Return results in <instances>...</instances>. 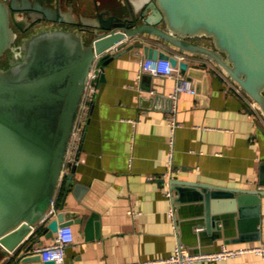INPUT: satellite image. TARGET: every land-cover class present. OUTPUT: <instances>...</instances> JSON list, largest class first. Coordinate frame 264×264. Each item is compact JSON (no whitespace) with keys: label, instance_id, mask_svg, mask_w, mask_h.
Segmentation results:
<instances>
[{"label":"crops","instance_id":"1","mask_svg":"<svg viewBox=\"0 0 264 264\" xmlns=\"http://www.w3.org/2000/svg\"><path fill=\"white\" fill-rule=\"evenodd\" d=\"M149 1L61 0L60 8L74 21L90 20L97 12L104 18L132 12L148 17L153 15ZM51 5L56 7L57 1ZM138 41L182 53V60L202 71L200 80L203 83V77L206 78V90L202 86L196 92L193 87V92L179 94L176 104L179 124L172 132L167 123L170 102L163 95L173 92L174 78L151 75V81L143 82L140 65L144 57L137 47L104 65L105 80L95 87L93 98L79 120L76 161L63 169L55 197L57 210L66 176L72 172L78 186L67 193L65 207L79 210L82 221L71 225L74 240L65 248V264L163 257L172 253L178 242L193 250L216 249L222 243L229 247L264 243V196L258 239L231 241L236 234L234 229L212 237L215 230L207 233L204 225L202 194L185 187H181L177 201L173 190L177 221L174 229L167 215L170 201L164 195L170 177L264 189V124L214 61L202 54L170 48L153 35L134 36L116 50L104 53L96 62L97 68L109 54ZM193 41L209 43L203 37ZM182 74L193 81L198 79L188 76L187 71ZM160 178L164 182H159ZM222 199L210 197L211 209H218ZM91 214L94 216L87 225ZM217 226L222 224L219 222L214 228ZM39 232L30 231L24 239L31 240L39 234L41 245L52 241V237ZM10 261L11 253L0 247V264ZM260 263L259 255L244 253L188 264Z\"/></svg>","mask_w":264,"mask_h":264},{"label":"water","instance_id":"2","mask_svg":"<svg viewBox=\"0 0 264 264\" xmlns=\"http://www.w3.org/2000/svg\"><path fill=\"white\" fill-rule=\"evenodd\" d=\"M46 1L49 3L0 0V247L11 253L10 264H54L33 252L42 244L39 234L31 240L24 237L34 230L53 237L58 227L82 221L79 210L65 207L67 193L78 186L72 172L66 176L55 215H47L56 197L89 72L104 53L134 36L153 35L170 48L202 54L214 61L264 116V0H150L153 15L148 17L132 12L104 18L97 12L92 19L80 21L65 15L61 0H56V7L51 5L54 0ZM20 13L22 17L17 16ZM31 26L37 29L18 41L16 28L25 33ZM196 37L209 43H195ZM134 47L142 49L144 58L178 64L188 76L198 78L193 81L188 77L195 91L203 86L205 92L206 78L202 83L200 69L143 41L129 43L103 59L95 87L105 80L104 65ZM151 77L144 73L141 79L148 83ZM163 96L170 109L171 97ZM167 182L177 193L176 201L181 187L202 194L204 225L207 233L215 230L212 237L234 229L231 241L260 238L264 189L177 177ZM210 197H223L218 209H211ZM227 213L231 217L223 216ZM219 222L222 226L214 228Z\"/></svg>","mask_w":264,"mask_h":264},{"label":"built area","instance_id":"3","mask_svg":"<svg viewBox=\"0 0 264 264\" xmlns=\"http://www.w3.org/2000/svg\"><path fill=\"white\" fill-rule=\"evenodd\" d=\"M178 60L184 59L182 53H176ZM97 65L95 64L89 72V78L86 83V87L83 92L81 104L79 107L76 123L71 136L70 144L66 153L64 168L76 161L77 145L76 142L79 137V120L85 110L89 106V101L92 100L95 92V79L98 75ZM140 71L142 73H148L156 77H172L175 79V85L173 92L169 94L172 99V106L168 113V125L172 132L178 126V120L176 118V104L181 92H193L192 80L182 74V70L178 67L171 65L168 60L163 59H151L143 58L140 65ZM231 81V80H230ZM235 89L242 94L249 108L258 116L261 122L264 124V116L258 109L254 101L249 98L237 85L232 81ZM170 153L173 147V139L170 140ZM169 161H171V155H169ZM164 195L169 199L170 206L167 210L168 217L172 220L174 229L177 228L176 221V209L174 202V193L170 184L167 182ZM56 213V200H52L51 208L48 212L47 218H51ZM74 240V234L71 225H64L58 227L57 231L52 237V241L48 244L36 246L33 248V252L40 254L42 261L52 260L54 264H65V248ZM244 253H255L260 256L261 263L264 264V243L254 246H239L229 247L227 244L222 243L218 248L211 250H193L188 246L178 242L175 249L169 255L157 258L143 259L129 262L119 263H106V264H188L198 261H213L219 259H227L235 256H239Z\"/></svg>","mask_w":264,"mask_h":264},{"label":"rangeland","instance_id":"4","mask_svg":"<svg viewBox=\"0 0 264 264\" xmlns=\"http://www.w3.org/2000/svg\"><path fill=\"white\" fill-rule=\"evenodd\" d=\"M17 16L22 17V16H23V13L17 14ZM37 25H38V24H37ZM38 26H39V25H38ZM38 26H37V27H38ZM36 29H37V28L34 29V28H32V26H31V27H29V28L26 30V32L24 33V32H21L19 28H16V31H17L18 34H19V37L17 38L18 41H19L22 37L29 35L31 32H34ZM9 55H10V53H9Z\"/></svg>","mask_w":264,"mask_h":264},{"label":"flooded vegetation","instance_id":"5","mask_svg":"<svg viewBox=\"0 0 264 264\" xmlns=\"http://www.w3.org/2000/svg\"><path fill=\"white\" fill-rule=\"evenodd\" d=\"M26 22V21H25ZM25 22H23L25 24Z\"/></svg>","mask_w":264,"mask_h":264}]
</instances>
